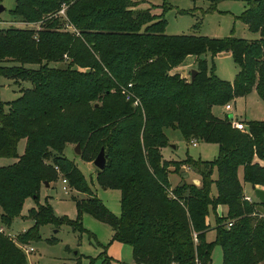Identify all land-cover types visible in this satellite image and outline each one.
I'll list each match as a JSON object with an SVG mask.
<instances>
[{
	"label": "trees",
	"instance_id": "16d2710c",
	"mask_svg": "<svg viewBox=\"0 0 264 264\" xmlns=\"http://www.w3.org/2000/svg\"><path fill=\"white\" fill-rule=\"evenodd\" d=\"M144 1L16 0L11 10L24 24L0 26V75L30 82L5 110L0 102V156L16 158L0 164V264H29L7 227L24 199L36 197L58 172L88 194L75 198L78 213L108 223L111 240L131 245L135 264H210L207 217L219 204L226 213L216 215L213 228L223 264H264V216L255 212L264 202L244 198L245 182L264 184V118L239 119L246 125L242 130L227 112H212L213 105H232L253 89L264 102V0H249L242 13L248 28L259 33L250 39L167 34L163 12H152ZM208 1L213 7L219 0ZM62 7L65 17L58 14ZM65 18L74 30L64 26ZM206 51L231 52L238 66L232 80L214 73L200 57ZM188 54L197 55L192 79L171 72ZM166 127L178 128L187 141L216 142L217 156L163 158ZM66 143H79L89 161L104 146L106 163L97 167V180L120 189V215L63 155ZM182 164L199 174L198 184H170L168 173ZM30 216L34 223L16 235L21 243L39 238L40 224L64 220L47 202ZM72 225L82 229L79 220ZM101 260L110 263L106 255Z\"/></svg>",
	"mask_w": 264,
	"mask_h": 264
},
{
	"label": "rangeland",
	"instance_id": "374dc122",
	"mask_svg": "<svg viewBox=\"0 0 264 264\" xmlns=\"http://www.w3.org/2000/svg\"><path fill=\"white\" fill-rule=\"evenodd\" d=\"M143 3L151 6L154 13L163 12L165 18L164 32L167 34H200L208 37L235 36L240 38H254L259 35L252 31L241 19L243 11L247 8L249 0H219L213 7H210L208 0H150ZM145 2V1H144ZM16 0H0V26L10 24L23 25L22 21L15 20L12 13ZM164 9V10H163ZM181 61L182 66L189 70L196 67V58L188 54ZM192 56V58H191ZM206 58L210 68L221 78L232 80L238 70V66L229 51H217L215 54L206 51L200 55ZM193 59V60H192ZM194 61V62H193ZM62 65L61 63H56ZM186 71V77H190V71ZM28 80L20 82L12 78L0 75V102L5 110V103L16 98L20 93V87L29 86ZM212 112L218 116H223L225 112L232 113L238 119L264 118V102L253 89L244 96H238L232 101V109L227 110L222 105H213ZM165 132L169 138L168 145L162 149V156L165 159L184 162L187 157L191 159L212 160L218 154V144L216 142H205L196 140L193 145L187 141L180 130L174 127H166ZM25 146V139L18 142L17 151L22 153ZM63 155L72 160L81 171L83 178L98 196L102 203L115 215L121 214V193L117 187H103L97 180V166L80 153L75 151V144L66 143ZM16 160L12 156H0V164H8ZM199 174L194 170L186 172L183 168L179 170L171 169L168 173V180L171 185L177 184L182 179L192 180L191 176ZM216 171L213 172V176ZM242 178V169L239 170ZM195 183L198 184L197 181ZM264 188V184H257L253 187L249 182H245V191L255 196V188ZM211 191L214 194L215 186L212 184ZM86 192L78 191L69 186V192L64 193L62 189L61 172L56 177L46 183H42L36 197L27 196L22 204L20 212L15 215L11 224L7 227L8 232L21 243L16 237L17 233L26 230L33 223L34 219L30 215L37 210L39 203L47 202L56 217L64 220L60 223L46 222L39 225L40 237L30 240L23 245L33 246L34 250L26 253L29 264H87L90 257H96L97 264H135L131 255V245L118 240H111L113 230L111 226L103 222L88 212L78 213L75 198L86 197ZM33 209V211H31ZM256 213L264 216V206H258ZM223 205L210 207L207 220L210 229L205 232V239L212 242L210 252V264H223L222 247L219 243H214L216 215L225 214ZM79 220L82 229H73L72 221ZM110 258V263L101 260V256Z\"/></svg>",
	"mask_w": 264,
	"mask_h": 264
},
{
	"label": "built area",
	"instance_id": "2783aa9c",
	"mask_svg": "<svg viewBox=\"0 0 264 264\" xmlns=\"http://www.w3.org/2000/svg\"><path fill=\"white\" fill-rule=\"evenodd\" d=\"M58 14H60V15H62V16L65 17V7L60 8L58 10ZM64 26H66L67 28H69L71 30H74L75 29V27L73 26V24L67 18H65ZM137 102H138V100L135 99L134 100V103L136 104ZM225 108L226 109H231L232 108L231 103H226L225 104ZM233 125L235 127L239 128V129H242V130L245 129V126H246L245 123L243 121L239 120V119L233 120ZM191 143L193 145H195L196 144V140L195 139H192L191 140ZM55 167L58 170V167L57 166H55ZM186 167L187 168H190L188 165ZM61 181H62V189H63V192L64 193H68L69 192V186L70 185L68 183L67 177H65L63 174H61ZM244 198L247 199V200H251L252 199V197L249 194H247V193L244 194ZM228 224L230 225L231 222L229 221ZM1 229H2V227L0 228V230ZM8 235L12 236L10 232H8ZM17 243H18L19 247H21V249H23V251L25 253H28V252L34 250L33 246H31V245H28V244L23 245V244H21L19 242H17ZM139 264H145V263H139Z\"/></svg>",
	"mask_w": 264,
	"mask_h": 264
},
{
	"label": "water",
	"instance_id": "95a60500",
	"mask_svg": "<svg viewBox=\"0 0 264 264\" xmlns=\"http://www.w3.org/2000/svg\"><path fill=\"white\" fill-rule=\"evenodd\" d=\"M3 7L0 6V9ZM197 69L196 68H191L190 70V78L192 79L196 73ZM229 117L232 118V113H229ZM75 151L77 153L81 152V147L79 143L75 144ZM92 162L99 168L102 169L105 166L106 163V154H105V149L104 146H101L98 152L96 153L95 157L92 159ZM46 185H48V182H45ZM255 196L262 202H264V188L256 187L255 188Z\"/></svg>",
	"mask_w": 264,
	"mask_h": 264
},
{
	"label": "crops",
	"instance_id": "0c3cea01",
	"mask_svg": "<svg viewBox=\"0 0 264 264\" xmlns=\"http://www.w3.org/2000/svg\"><path fill=\"white\" fill-rule=\"evenodd\" d=\"M147 2H151L150 0H145V2H143V3H147ZM151 3H153V2H151ZM146 6H149L148 4H146ZM191 55H193V58L195 59L196 58V55L195 54H191ZM186 56H189V55H186ZM191 58H192V56H191ZM193 60V59H192ZM196 60V59H195ZM194 62V61H193ZM187 70H189V69H187L186 68V66L185 67H183L182 66V63H180V64H178L177 66H174L172 69H171V72H179L181 75H183V76H186V71ZM190 71V70H189ZM232 109V108H231ZM228 110H230V109H228ZM232 116H233V114H232ZM235 119H238V118H235ZM169 139V138H168ZM162 149H163V147L161 148V151H162ZM162 153V152H161ZM187 165L186 164H182L181 165V167L186 171V172H192V170L190 169V168H187L186 167ZM191 178H192V181H197L198 183L200 182V179L198 178V177H196V175H192L191 176ZM246 192V191H245ZM247 193V192H246ZM247 194H249V193H247ZM250 195V194H249ZM251 196V195H250ZM220 205H222V204H220ZM223 206H225V205H223ZM225 209H226V206H225ZM134 262V261H133Z\"/></svg>",
	"mask_w": 264,
	"mask_h": 264
}]
</instances>
